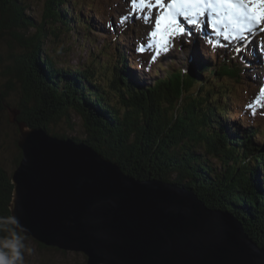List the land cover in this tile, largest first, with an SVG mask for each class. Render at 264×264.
<instances>
[{
	"label": "trees",
	"instance_id": "obj_1",
	"mask_svg": "<svg viewBox=\"0 0 264 264\" xmlns=\"http://www.w3.org/2000/svg\"><path fill=\"white\" fill-rule=\"evenodd\" d=\"M67 4V0H45L39 23L25 14L22 0H0V38L7 41L0 112L9 94L19 89L17 123L84 141L135 178L161 179L192 189L206 206L240 219L264 249V144L254 140L259 132L264 139V125L259 124L260 131L258 127L239 132L235 127V132L222 122L233 89L248 81L242 53L232 49L229 58L214 68L198 63L187 71L169 65L165 75L146 84L130 72L133 56L122 40L128 38L123 29V42L116 39L107 60L92 63L96 69L62 67L43 47L44 25L55 36L63 31L77 36L79 23L88 24L80 13L72 15ZM71 111L82 120L83 138L54 129L62 118L72 125ZM206 155L216 158L220 167L210 164ZM20 157L18 148L15 166ZM12 190L10 175L0 165V264H14L17 248L26 238L12 225Z\"/></svg>",
	"mask_w": 264,
	"mask_h": 264
},
{
	"label": "water",
	"instance_id": "obj_2",
	"mask_svg": "<svg viewBox=\"0 0 264 264\" xmlns=\"http://www.w3.org/2000/svg\"><path fill=\"white\" fill-rule=\"evenodd\" d=\"M13 228L86 264H264L240 219L189 188L138 179L84 141L19 122Z\"/></svg>",
	"mask_w": 264,
	"mask_h": 264
},
{
	"label": "rangeland",
	"instance_id": "obj_3",
	"mask_svg": "<svg viewBox=\"0 0 264 264\" xmlns=\"http://www.w3.org/2000/svg\"><path fill=\"white\" fill-rule=\"evenodd\" d=\"M22 1L27 7L25 14L33 18L35 22L41 23L45 0ZM74 1L67 0V7L71 10L72 15L80 13L83 19L91 24L89 26L85 25L86 23L82 25L79 23V35L63 31L55 36L49 29V25H44L47 34L43 47L47 48L57 65L70 68L79 66L85 69L95 67L96 69L92 63L106 61V54H109L116 46V39H119L121 43L124 39L126 44L130 45V53L133 56L130 72L136 76L137 80L148 84L154 78L165 75L169 70V65L173 69L179 68L187 71L198 63H208L214 68L216 64L222 62L223 58H229L232 49L237 48L239 53H242V60L247 62L244 74L247 75L248 81L246 85H236L233 89L232 96L228 101L231 104L230 110L227 118H222V122L230 131H235L233 130L235 127L239 132L258 127L260 131L262 126L260 128L259 124L264 125V95H261L260 88V83L264 87V75L261 79V75L264 73V52L259 51V47L264 46V32L257 28L251 32H245L243 40L231 38L225 40L222 35L216 34L211 25L204 28L206 31H201L203 25H188L190 30H185L182 36L174 37L168 51L161 52L157 56L154 37L151 36L155 29V21L153 17H147L149 9L134 8L133 0H76V3ZM90 19L93 24L91 21L89 22ZM258 27L264 28V24ZM123 29L128 32V38L122 37L120 40ZM29 30L33 31L34 28L29 27ZM87 38H91V40ZM6 43V39L2 36L0 38V88L5 81L4 65L2 64L6 57V50H4ZM255 52L256 54H254ZM256 55H258L259 61L255 57ZM232 61L234 60L232 59ZM255 62L261 63L258 69ZM17 90L9 94L0 112V165L9 175L16 167L15 160L18 154L16 131L17 127L19 130V122L16 121V101L20 91ZM69 115L72 125L62 118L54 129L63 131L68 136L83 138L85 131L80 116L73 111ZM261 136L262 133L259 132L254 135V140L264 144V139ZM206 157L210 164L220 167L216 158L210 155H206ZM222 211L231 213L226 210ZM240 222L242 223L241 220ZM54 248H42L37 241L26 237L21 240L17 248L14 264H86V257L81 252L61 251Z\"/></svg>",
	"mask_w": 264,
	"mask_h": 264
},
{
	"label": "snow or ice",
	"instance_id": "obj_4",
	"mask_svg": "<svg viewBox=\"0 0 264 264\" xmlns=\"http://www.w3.org/2000/svg\"><path fill=\"white\" fill-rule=\"evenodd\" d=\"M133 7L142 10L154 7L163 9L156 17L155 30L151 33L156 38L157 56L168 51L174 37L184 34L185 29L176 19L178 15L183 16L189 24L197 25V17L208 10L212 15L211 26L225 40H243L245 32H251L253 28L264 32V28L258 27L264 24V0H171L167 5L164 0H155V3L152 0H133ZM261 95H264V88Z\"/></svg>",
	"mask_w": 264,
	"mask_h": 264
},
{
	"label": "bare ground",
	"instance_id": "obj_5",
	"mask_svg": "<svg viewBox=\"0 0 264 264\" xmlns=\"http://www.w3.org/2000/svg\"><path fill=\"white\" fill-rule=\"evenodd\" d=\"M152 2L155 3V0H153ZM151 10H153V11L156 12V7L152 8ZM138 11H139V10H138ZM178 16H179V15H178ZM178 16H177V17H178ZM199 26H200V25H199ZM201 26H202V25H201ZM190 27H191V26H190ZM202 27H203V29H201V31H202V30H205V31H206V29H204L205 27H204V26H202ZM197 28H198V27H197ZM185 30H190L189 27H188L187 25H186V29H185ZM199 30H200V29H199ZM123 32H124V31H123ZM119 34H120V33H119ZM153 39H154V38H153ZM262 42H263V41H262ZM259 51H261L262 53L264 52V46H263V45L259 47ZM252 52H253V51H252ZM261 52H260V53H261ZM257 56H258V55H257ZM253 62H254V61H253ZM260 64H261V63H260ZM260 64H259V65H260ZM259 70H260V69H259ZM263 84H264V82H263ZM260 88H261V89L264 88V87L261 85V83H260ZM88 145H89V144H88ZM191 190H192V189H191ZM192 191H193V190H192ZM193 192H194V191H193Z\"/></svg>",
	"mask_w": 264,
	"mask_h": 264
}]
</instances>
